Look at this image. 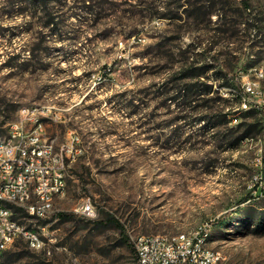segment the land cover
<instances>
[{
	"label": "rangeland",
	"instance_id": "374dc122",
	"mask_svg": "<svg viewBox=\"0 0 264 264\" xmlns=\"http://www.w3.org/2000/svg\"><path fill=\"white\" fill-rule=\"evenodd\" d=\"M262 67L264 0H0V140L25 108L78 139L55 213L17 217L42 246L3 263L136 264L114 217L132 245L206 229L223 264H264V120L231 98Z\"/></svg>",
	"mask_w": 264,
	"mask_h": 264
},
{
	"label": "built area",
	"instance_id": "2783aa9c",
	"mask_svg": "<svg viewBox=\"0 0 264 264\" xmlns=\"http://www.w3.org/2000/svg\"><path fill=\"white\" fill-rule=\"evenodd\" d=\"M264 77V68L260 75L243 74L240 87L243 100L240 108H257L264 120V89L257 87L256 78ZM45 112L41 108H25L20 111V119L9 126L8 135L0 140V203H9L11 215L0 210V253L11 248L12 240L24 238L32 240V230L23 232L14 220V213L21 210L22 202H34L35 198H44L47 202L53 197V191L63 192L60 187V175H65L69 161L77 159L78 139L71 137L64 143V151H56V143L47 133L43 121ZM49 154H56V161H49ZM253 187L264 198V180L256 179ZM255 191V192H256ZM4 192H17V200L3 202ZM34 220H47L54 210H23ZM82 213L90 215L92 205L82 207ZM202 240H208L205 230L190 234L141 235L134 239L137 264H223L212 261V251H202ZM42 242L35 241L39 249Z\"/></svg>",
	"mask_w": 264,
	"mask_h": 264
},
{
	"label": "bare ground",
	"instance_id": "6f19581e",
	"mask_svg": "<svg viewBox=\"0 0 264 264\" xmlns=\"http://www.w3.org/2000/svg\"><path fill=\"white\" fill-rule=\"evenodd\" d=\"M262 68H256L254 69V75H260ZM264 77H257L256 78V85L257 87H261L264 89L263 86ZM242 90V89H241ZM243 100V93L241 94V101ZM250 109H256L257 108H241V110H250ZM45 111L44 109H42ZM56 151L57 148H56ZM61 151H64L61 150ZM49 161H56V154H49ZM66 169L65 167V175H60V187L63 189V192L60 194V191H53V197L50 199V202H47L44 198H35L34 202H22L21 203V210H38V211H46V210H52V204L55 202L56 199L62 198L65 196L67 191V180H66ZM14 200H17V192H4L3 193V202H12ZM0 210L4 211V215H11V208H9V203H0ZM16 213H14V220L16 225L19 226L23 230V232H30L32 230V240L28 241V244L30 247L35 248V241H40V237L38 232L35 229H26L23 227L17 219H15ZM40 231V229H39ZM187 234V233H182ZM18 240H12L11 241V247L17 242ZM202 251H209V245L208 240H202ZM212 251V261H219V257L217 253L211 249ZM4 259H1V253H0V264L3 263Z\"/></svg>",
	"mask_w": 264,
	"mask_h": 264
},
{
	"label": "trees",
	"instance_id": "16d2710c",
	"mask_svg": "<svg viewBox=\"0 0 264 264\" xmlns=\"http://www.w3.org/2000/svg\"><path fill=\"white\" fill-rule=\"evenodd\" d=\"M35 1H38V0H35ZM231 92H233V90H231ZM231 98H232V100L233 101H237V105H238V108L239 109H241L240 108V104H241V90H240V93H238V95H237V93L236 94H233V93H231ZM255 109H250V110H247V112H251V111H254ZM227 115H229V114H227ZM227 115H223L222 116V124H224V122H226L227 121V119H226V117H227ZM199 121L200 120H203V119H198ZM210 124V123H209ZM217 125V123H215V124H213V126L215 127ZM245 138V137H247V135L246 134H243L242 135V138ZM249 196H246L242 201H241V203H244V202H246V201H248L249 200ZM16 213V215H15V219H18L17 217H18V215H20V217H27V218H30L28 215H27V213H25L23 210H18V212H15ZM58 215H59V217L60 218H62V219H66V218H68V215L67 214H64V213H58ZM230 215H231V213H226V214H224V215H222L219 219H217L216 221H215V225H222L226 220H228L229 218H230ZM108 222L109 223H112V224H114L118 229H120V231H121V234L123 235V238H124V240H125V242H127L128 244H129V246H130V249H131V252H132V255H133V257H134V259H135V262H136V264H137V253H136V250H135V248H134V245H132L131 243H130V240H129V238L126 236V230H125V228L123 227V225L117 220V219H115L114 217H111L109 220H108ZM7 253V252H6ZM6 253H5V255H6Z\"/></svg>",
	"mask_w": 264,
	"mask_h": 264
}]
</instances>
